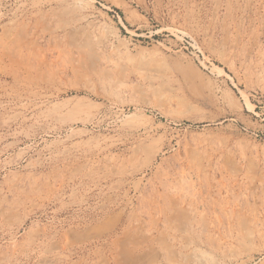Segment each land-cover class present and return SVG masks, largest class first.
Listing matches in <instances>:
<instances>
[{"label": "rangeland", "instance_id": "rangeland-1", "mask_svg": "<svg viewBox=\"0 0 264 264\" xmlns=\"http://www.w3.org/2000/svg\"><path fill=\"white\" fill-rule=\"evenodd\" d=\"M0 264H264V0H0Z\"/></svg>", "mask_w": 264, "mask_h": 264}]
</instances>
